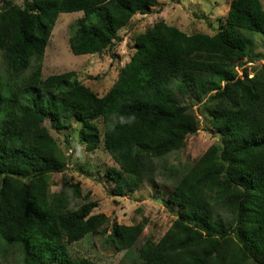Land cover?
<instances>
[{
  "label": "trees",
  "instance_id": "obj_1",
  "mask_svg": "<svg viewBox=\"0 0 264 264\" xmlns=\"http://www.w3.org/2000/svg\"><path fill=\"white\" fill-rule=\"evenodd\" d=\"M156 1L25 0L23 7L0 10L7 73L18 78L33 57L42 58L60 12L83 13L68 38L70 51L96 54L114 46L119 30L134 15L147 14ZM245 32L264 33L260 0H233L224 26L212 36L187 35L157 21L136 38L133 56L102 96L73 70L42 78L40 64L20 87H6L0 79V101L13 105L0 126V240L22 244L26 264H94L71 257L64 242L95 232L106 217L91 214L93 200L71 208L90 192L82 193L68 179L49 195L48 175L65 171L67 162L44 118L60 131L93 113L102 117L103 144L119 163L105 170L113 182L108 194L123 196L152 178L148 160L195 132L185 101L204 100L218 112L213 131L220 151L210 146L171 190L167 201L180 207L177 218L157 241L145 239L138 256L142 264H264V74L246 67L237 71L238 61L260 58L250 53L253 38ZM42 93L49 96L43 99ZM133 116L131 123L121 122ZM83 138L86 150L100 141L97 132ZM65 143H70L68 135ZM214 189L231 194L211 203L206 191ZM142 228L115 225V249L132 247ZM231 228L238 242L228 239Z\"/></svg>",
  "mask_w": 264,
  "mask_h": 264
},
{
  "label": "rangeland",
  "instance_id": "obj_2",
  "mask_svg": "<svg viewBox=\"0 0 264 264\" xmlns=\"http://www.w3.org/2000/svg\"><path fill=\"white\" fill-rule=\"evenodd\" d=\"M25 0H0V10L11 5L24 6ZM233 0H157L147 14L134 15L129 23L119 30L117 40L112 47H106L96 54L75 55L69 49L68 38L74 32L83 16L81 11L60 12L51 30L41 59L33 57L28 69L18 78H11L7 73L0 49V79L9 88L20 87L35 69L41 65V77L54 73L73 70L78 80L93 92L102 96L115 84L122 68L135 52L136 38L163 20L187 35L203 33L214 35L221 29L228 17ZM264 10V0H260ZM247 36L253 38L250 53L260 54V58L250 62L244 59L236 64L237 71L246 67L251 73L264 74V33L256 32ZM248 65V66H247ZM5 95V94H3ZM49 95L42 93L43 99ZM188 112L194 116L195 132L188 133L181 142L167 153L148 160L151 179H144L133 192L123 196H112L108 190L113 182L105 174L109 166L118 167L117 157L109 152L104 144L106 123L102 117L91 114L85 122L73 121L56 131L49 118L42 124L55 139L65 155L67 169L63 172L50 173L47 177L49 195L58 193L64 179L77 183L82 193L90 192L87 199H77L70 207L74 208L88 200L96 201L91 214H103L106 219L98 224L95 232H87L79 240L66 243L64 247L73 258H87L94 264H142L138 248L145 239L157 241L177 218L180 207L167 201L171 190L183 179L190 167L210 147L220 151L219 137L214 133V121L217 111L207 108L204 100L192 102L186 100ZM12 103L6 98L0 101V126L10 118ZM92 113V112H91ZM97 132L99 143L93 150H86L84 135ZM65 135L70 143H65ZM223 183L222 180L219 181ZM211 203L230 195L224 192L206 191ZM216 197V199H215ZM218 202V201H217ZM220 209L222 207L219 206ZM141 224V235L132 247L117 251L113 244L115 225ZM229 238L238 242L234 229L229 230ZM27 253L22 244L8 246L0 240V264H26Z\"/></svg>",
  "mask_w": 264,
  "mask_h": 264
},
{
  "label": "clouds",
  "instance_id": "obj_3",
  "mask_svg": "<svg viewBox=\"0 0 264 264\" xmlns=\"http://www.w3.org/2000/svg\"><path fill=\"white\" fill-rule=\"evenodd\" d=\"M134 119H135V117L133 116V117H129L128 119H127V121H125L123 118H122V120H121V122L122 123H131L132 121H134Z\"/></svg>",
  "mask_w": 264,
  "mask_h": 264
},
{
  "label": "crops",
  "instance_id": "obj_4",
  "mask_svg": "<svg viewBox=\"0 0 264 264\" xmlns=\"http://www.w3.org/2000/svg\"><path fill=\"white\" fill-rule=\"evenodd\" d=\"M82 12V11H81Z\"/></svg>",
  "mask_w": 264,
  "mask_h": 264
}]
</instances>
